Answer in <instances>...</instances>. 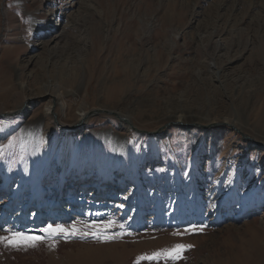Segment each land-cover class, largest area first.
Masks as SVG:
<instances>
[{
	"label": "rangeland",
	"instance_id": "1",
	"mask_svg": "<svg viewBox=\"0 0 264 264\" xmlns=\"http://www.w3.org/2000/svg\"><path fill=\"white\" fill-rule=\"evenodd\" d=\"M4 73L15 90L0 91V203L25 209L0 216V236L125 227L116 240L0 244V264H136L178 243L191 248L175 264H264V0H0ZM48 86L64 92L56 112L69 124L89 111L69 130L81 129L64 219L53 203L64 131L54 113L42 119L56 104ZM186 112L198 120H168Z\"/></svg>",
	"mask_w": 264,
	"mask_h": 264
},
{
	"label": "bare ground",
	"instance_id": "2",
	"mask_svg": "<svg viewBox=\"0 0 264 264\" xmlns=\"http://www.w3.org/2000/svg\"><path fill=\"white\" fill-rule=\"evenodd\" d=\"M54 35L56 36L57 34L55 33ZM56 37H59V34ZM8 85L11 86L10 79H9L8 74L4 73V75H2L0 77V91H2L3 93L5 91L4 95H8L9 92H13V90H15L14 86L10 87ZM55 86H53V87L48 86L43 91V93H45L48 96H50V100L52 98H54L55 101H56V104L52 105V102L50 101V102H48V103L43 105V111L44 112H42V119H46V120L49 121L50 118H51V120H52L51 113H54L57 116L58 125L60 126L59 128H62L63 131H64V134H63V137H62V140H61V148H60V149H62L61 158L59 160V164H60L59 182H60V185H59L58 192L53 197V201H54L53 203H55L54 206H57L56 204L62 205V207L60 206V207L57 208V212L56 213L59 214V216L64 219V218H66L69 215V213L72 210L71 207L67 208L65 206V203L68 202V200L73 199V197H70V196L67 197V198L64 197L63 183L65 182V179L67 177V173L69 172V169L71 167V155H72L71 154V147H72V144L74 142L73 140H74L75 137H77L75 135H77L80 132L81 129L77 130L75 134H74V132L69 131V130L71 128L75 127V125L80 126L82 123H84L85 119H86V115L89 113V111L87 109H85V108H78L77 109V113L75 114L76 115L75 116V121L72 124H69L68 122H66L64 120V117L71 116V112L70 111L65 112L64 109H63V117H60L57 114V112H56L57 105L61 104L63 106V108H64L66 103H65L64 100L59 102L60 97L64 96V92L61 89L59 90V88H56ZM4 95H1V96L3 98H5ZM31 98H32L31 96L23 98V100H22V102H21V104L19 106V108H22L23 104L25 102V106H24L23 110L20 112L21 116L24 117V118H27V116H29L28 112L30 110L29 107H30V103L32 101ZM110 100H113V99H110ZM67 106H68V108L70 110V107H69L68 104H67ZM16 112H18V111H16ZM113 112L116 113L117 116L118 115L121 116L120 117L121 119L130 120V115H128L127 113H123V112H120V111H113ZM113 112H108V113L112 114ZM3 113H4V111L0 109V120L2 118H4V117L1 116V114H3ZM168 120H170V121H181V122H192V121H197L198 118H197L196 115H193L192 113H187L186 112V113H181V114H171V115H169ZM41 122H42V120H41ZM41 122H40V124H41ZM80 128H81V126H80ZM45 131H46V133L48 132L47 129L44 128V133H45ZM0 132H2V131L0 130ZM6 135L0 134V137H6ZM100 188L102 189L103 187L100 186ZM50 200H52V198H50ZM50 200H48V201H50ZM108 204L109 205H114L113 202H109ZM0 206H3V208L0 210V214H1L0 216L3 217L2 219L5 220L9 216L13 215L12 217H14V216L15 217H19L22 220L25 208L20 209V211H13V209L15 207H17V205H13V202L10 203V202L5 201V200L0 203Z\"/></svg>",
	"mask_w": 264,
	"mask_h": 264
},
{
	"label": "snow or ice",
	"instance_id": "3",
	"mask_svg": "<svg viewBox=\"0 0 264 264\" xmlns=\"http://www.w3.org/2000/svg\"><path fill=\"white\" fill-rule=\"evenodd\" d=\"M83 223V222H82ZM116 226L114 220L105 221L102 224H92L84 225L83 228L77 227L76 224L66 227L62 224L52 225L49 224L46 227L40 229V232L43 235L27 234L24 232L18 231H9L8 235L0 236V244H4L7 247L19 248L23 247H36L39 243L50 242L49 247L54 248L56 246L57 238L68 240L74 236H79L83 239L88 235H91L96 240H116L120 239L123 235L124 225L120 224V232L109 233V229ZM203 231V228H197V226L192 225L190 229L185 231ZM179 234V233H177ZM132 235V233H128ZM191 248V245L185 244H175L171 248L161 249L157 252H154L150 255H142L137 258L136 264H140L143 260L156 261L157 264L160 260L170 261L172 264H175V261L183 258V252Z\"/></svg>",
	"mask_w": 264,
	"mask_h": 264
},
{
	"label": "water",
	"instance_id": "4",
	"mask_svg": "<svg viewBox=\"0 0 264 264\" xmlns=\"http://www.w3.org/2000/svg\"><path fill=\"white\" fill-rule=\"evenodd\" d=\"M115 115V113H112ZM120 120H123V121H126V122H129V120H126V119H121L119 116H117Z\"/></svg>",
	"mask_w": 264,
	"mask_h": 264
}]
</instances>
